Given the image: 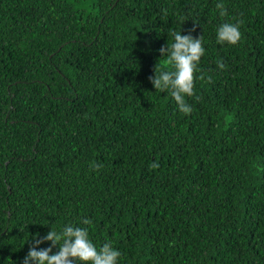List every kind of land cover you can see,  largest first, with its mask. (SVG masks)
Returning a JSON list of instances; mask_svg holds the SVG:
<instances>
[{"label": "trees", "instance_id": "obj_1", "mask_svg": "<svg viewBox=\"0 0 264 264\" xmlns=\"http://www.w3.org/2000/svg\"><path fill=\"white\" fill-rule=\"evenodd\" d=\"M172 32L203 35L188 115L148 79ZM68 225L117 264H264V0H0V264Z\"/></svg>", "mask_w": 264, "mask_h": 264}, {"label": "clouds", "instance_id": "obj_2", "mask_svg": "<svg viewBox=\"0 0 264 264\" xmlns=\"http://www.w3.org/2000/svg\"><path fill=\"white\" fill-rule=\"evenodd\" d=\"M219 14L227 15L225 5H216ZM195 23L192 32L195 31ZM174 42L169 46L161 47V56H166V63L172 70L162 68L159 63L154 68V76L148 79L155 90L160 92L169 91L171 97L178 105L180 112L188 115L192 108L186 103L185 97L194 95V81L199 70L198 64L205 54L203 47V35L194 38L191 33L181 35V32H172ZM241 39V32L238 24L223 23L217 30V43L236 45ZM217 67L225 70L223 60L217 61ZM201 80L204 76L199 77ZM209 82L211 78L209 77ZM102 164H94L93 168L99 169ZM157 163L151 165L152 169L158 168ZM84 225L92 223L89 219H83ZM50 242L47 248L40 245ZM58 251L52 254L53 248ZM120 252L115 250L111 242H105L102 247H97L90 241L89 232L85 227L65 226L62 231L50 230L42 238H34L29 246V251L23 259V264H117Z\"/></svg>", "mask_w": 264, "mask_h": 264}]
</instances>
